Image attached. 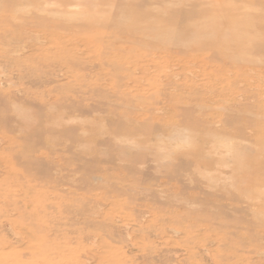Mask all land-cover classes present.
<instances>
[{"label": "rangeland", "instance_id": "rangeland-1", "mask_svg": "<svg viewBox=\"0 0 264 264\" xmlns=\"http://www.w3.org/2000/svg\"><path fill=\"white\" fill-rule=\"evenodd\" d=\"M0 264H264V0H0Z\"/></svg>", "mask_w": 264, "mask_h": 264}]
</instances>
